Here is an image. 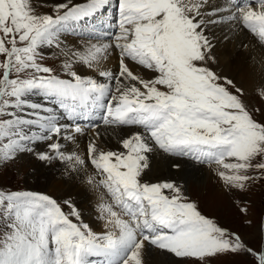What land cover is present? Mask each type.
I'll list each match as a JSON object with an SVG mask.
<instances>
[{
  "label": "snow or ice",
  "instance_id": "obj_1",
  "mask_svg": "<svg viewBox=\"0 0 264 264\" xmlns=\"http://www.w3.org/2000/svg\"><path fill=\"white\" fill-rule=\"evenodd\" d=\"M45 7L0 0V164L29 154L71 171L91 166L103 230L94 231L70 201L65 211L47 194L0 186V264H149L152 250L187 264H225L222 257L237 255L264 264V247H249L202 214L177 183L144 179L149 154L163 152L215 165L229 193L264 181V110L209 66L213 26L227 23L264 45V0L226 7L212 0H45ZM53 49L58 68L40 62ZM110 58L115 67H107ZM257 94L264 100V88ZM93 115L114 132L129 130L119 149L100 146L98 124L75 122ZM89 130L84 155L62 144L75 145Z\"/></svg>",
  "mask_w": 264,
  "mask_h": 264
},
{
  "label": "bare ground",
  "instance_id": "obj_2",
  "mask_svg": "<svg viewBox=\"0 0 264 264\" xmlns=\"http://www.w3.org/2000/svg\"><path fill=\"white\" fill-rule=\"evenodd\" d=\"M34 1H36L34 5L36 8H39L40 3L45 2V0ZM55 2L56 0H47L48 4ZM217 2H222V0H212V3L214 4ZM217 5H219V3H217ZM226 6H228L227 3ZM212 28L209 31V35L213 38V43L215 45V47L212 49V53L215 57V63H211V66L217 71L220 70L221 75L228 76L233 81L241 83L242 86H246L245 88L249 89L250 92L253 90V88L255 89L257 86L263 83L264 49H262L260 44L244 30L242 31L238 28L231 29L230 27L229 30L227 28L224 29L221 27H218L217 30L214 28V30H212ZM227 36H231V38L225 39ZM236 36L237 41L234 42L233 37ZM66 39L71 43L74 42L76 38L66 37ZM240 41H243L244 44H238ZM52 51L58 50L53 49ZM106 64L107 67H115L116 61L114 58H110ZM80 71L84 72L85 69L81 68ZM65 122L68 123L69 121L65 120ZM75 122L80 124L82 127H87L89 125L80 123V119L76 120ZM98 125V130L102 133V137L98 141L100 146L106 150L109 148L112 150L118 149V140L120 136H123L128 131L117 129L114 132L113 129L108 130V128L105 129L101 124ZM117 133L119 135H117ZM91 135L92 131L89 130L86 134L77 137V143L75 145L67 141H63L62 144L66 145L68 148H71V150L78 151L81 155H84L87 142ZM82 139L84 141L81 142ZM149 159L152 162L149 168L146 170L147 172H145V177L149 178V180H166L165 177L169 176L170 178L179 180L178 182L181 185L183 184L182 182H184L185 188L186 186L189 188L190 185L192 187H201L204 183L205 185L207 184L206 176L208 175V169L205 167L192 168L189 165L181 164V167L178 170H174L176 166L173 168V162L165 160V156H163L160 152H154L151 156H149ZM45 163V161H37L30 164L32 170L30 171V176L28 174L25 175V179H32L33 184L31 185L33 187H43L56 198H70L77 206H79V208H81L80 213L83 218L90 220L92 224L95 225L96 221L95 218H93L94 211H92V203L96 201L95 196L97 195H95L96 188H94V186L88 182L89 176L93 175L92 171H90V168L87 166L86 168L80 169L79 171H71L67 165L63 166L59 162H57L55 167L50 168L45 167ZM81 172H84V177ZM75 177L76 182L74 179ZM97 193H99V191H97ZM95 206L97 207V205ZM95 231H101V227L99 226ZM159 255V253L154 251L152 254H148L147 259L149 264H175V262H173L175 259L168 263L167 261L164 262L163 258L159 259Z\"/></svg>",
  "mask_w": 264,
  "mask_h": 264
},
{
  "label": "rangeland",
  "instance_id": "obj_3",
  "mask_svg": "<svg viewBox=\"0 0 264 264\" xmlns=\"http://www.w3.org/2000/svg\"><path fill=\"white\" fill-rule=\"evenodd\" d=\"M229 1V0H225ZM36 1L33 0V4L35 5ZM49 6L51 5L50 3L48 4ZM46 9H40L36 8V10L39 11H48L49 7H45ZM216 25L213 26L215 30L218 29V27L228 29L229 26L227 25ZM212 28V30H214ZM231 38V36H227L225 39ZM233 41H237V36L233 37ZM238 44H244L243 41L238 42ZM250 46V45H249ZM251 52V51H250ZM214 56V54L212 53ZM54 62H49L50 66L59 67V61L56 59H53ZM264 63V62H263ZM214 71H216L218 74L221 75V71H217L214 69V67L209 65ZM264 71V69H263ZM225 76V75H222ZM228 77V76H226ZM229 78V77H228ZM231 79V78H229ZM232 80V79H231ZM236 86L243 88L245 92V97L244 99L248 102V104L255 105L257 108H261L264 110V100H261L260 97L257 94L258 89L264 88V82L261 83L259 86H257L255 89L250 92L249 89L245 88L246 86H242L241 83H237L236 81H233ZM261 118V117H257ZM105 128V127H104ZM106 129V128H105ZM108 130H112L111 128H108ZM125 131H129L127 128L122 129ZM84 141L83 139L81 142ZM63 142V141H62ZM119 144V143H118ZM43 144L38 145V149L43 148ZM120 145H118L119 149ZM117 150V149H116ZM122 150V149H121ZM163 156H165V160L172 161L173 162V168L179 169L181 167V164L184 165H189L192 168L195 167H202L203 165L200 166H195L192 165L190 162L185 160V158L182 157H175V156H170L167 155L163 152H160ZM153 153L149 154L151 156ZM30 161V162H29ZM39 160H37L34 156L25 154L23 156H20L16 160L4 164H0V186H3L7 189L10 190H29V191H35L39 192L42 194H47L51 196L52 198L56 199L58 203L61 204L62 207L65 205L62 203L61 200L65 199L67 200L68 197L66 198H56L53 195L50 194V192L46 191L43 187H33L31 184L32 179H25V175L30 176V171L32 170V167L30 164L35 163ZM42 162V161H41ZM59 161H52L51 163H45V167H55ZM149 166L152 161L149 159ZM177 162V163H176ZM185 162V163H184ZM63 166L62 162H59ZM26 164V165H25ZM50 165V166H49ZM178 165V167H177ZM211 167V168H210ZM208 168V175L206 176L207 178V184L205 183L201 187H195L191 186L188 188L186 186L185 188V183L182 182L183 184L181 185L177 179H173L168 177H165L166 180L169 181H174L177 183L180 187L182 192L186 197L191 198L192 201L196 202L198 205V208L202 212V214L213 218L218 222V224L231 232H235L240 235L242 240L249 246L252 247L253 249L259 251L261 250L262 247H264V181H258L255 184L252 185V187L246 191V192H235V193H229L225 186L223 185V182L218 178V176L215 174L214 168L215 165H211ZM207 169V168H206ZM90 171H92L90 169ZM83 177L85 176L84 172H81ZM93 173V172H92ZM76 182V177L74 178ZM145 180L147 181H153V182H158L159 180H149V178L144 177ZM30 181V182H29ZM184 186V187H183ZM99 191L100 195V190L95 191V193ZM96 195V194H95ZM190 195V196H189ZM96 201L92 203V211L93 212V218H95L96 221V216H98L97 213V207L95 205H98L99 203V197L95 196ZM63 200V201H65ZM70 200V198H69ZM68 201V200H67ZM72 201V200H71ZM237 201H239V206L237 204ZM73 202V201H72ZM97 202V203H96ZM240 207H246L248 210L246 213H242L240 211ZM96 208V209H95ZM65 211H67V207L64 208ZM76 209L81 212V208L79 206ZM96 210V211H95ZM84 222L88 223L89 220L83 218L81 216ZM102 222V221H101ZM103 222L100 224L101 231L103 230ZM263 224V226H262ZM261 231V235H260ZM246 236V237H245ZM157 252L159 253V259L163 258L164 262L170 263V261H174L175 264H187V262L182 261L180 258L174 257L172 254L169 253H164V252H158L156 250H152L149 252V254H152V252ZM171 258V260H170ZM158 259V260H159ZM222 261L225 262V264H255L254 258L246 255H237V256H227V257H222Z\"/></svg>",
  "mask_w": 264,
  "mask_h": 264
}]
</instances>
